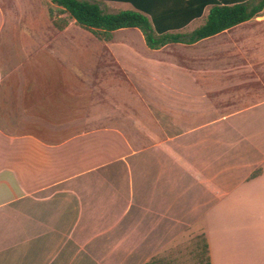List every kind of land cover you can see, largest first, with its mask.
I'll list each match as a JSON object with an SVG mask.
<instances>
[{"label":"crops","instance_id":"crops-1","mask_svg":"<svg viewBox=\"0 0 264 264\" xmlns=\"http://www.w3.org/2000/svg\"><path fill=\"white\" fill-rule=\"evenodd\" d=\"M85 1L106 14L143 13L160 32L171 34L201 27L211 9L199 16L190 0ZM32 2L0 0V58L3 42L10 41L7 26ZM69 21L65 31L80 28ZM137 30H119L112 38ZM65 31L49 41L70 43L69 52L75 46L78 50L82 39ZM133 38L123 41L137 45L117 49L134 56V72L144 64V47L143 52H151L152 77L161 84L167 79L166 95L178 100L172 112L177 115L185 106L218 105V75L247 67L255 72L259 44L264 60V11L191 45L151 50L144 36ZM2 83L0 67V88ZM215 112L211 120L139 149L117 128H95L50 142L0 125V264H146L201 235L208 240L212 264H218V217H227L233 207L247 214L251 207L264 216V100L220 118L218 108ZM243 232L236 238L247 240L248 250L251 246L253 257L247 259L264 264V225Z\"/></svg>","mask_w":264,"mask_h":264},{"label":"rangeland","instance_id":"rangeland-1","mask_svg":"<svg viewBox=\"0 0 264 264\" xmlns=\"http://www.w3.org/2000/svg\"><path fill=\"white\" fill-rule=\"evenodd\" d=\"M49 3V0H33L29 8L18 11L15 23L7 26L10 41L3 42L0 58L3 82L0 125L10 133L36 134L44 140L59 142L91 129L110 127L121 130L134 148L139 149L213 119L217 108L220 118L226 112L264 100V60L258 55L262 52L259 44L255 47L254 73L252 67H247L248 70L235 74L218 75V105L185 106L172 115L176 110L174 102L178 100L172 92V96L166 95L167 79L161 84L156 75L152 77L151 52H143L144 47L141 51L144 64L134 72V56L117 49L126 44L137 45L123 40L135 35L143 37L141 31H120L110 43L77 27L63 30L82 39L78 50L75 46L72 53L70 43L49 41L63 32L50 16ZM54 7L58 12L59 8ZM58 19L70 20L68 16ZM58 45L61 52L55 53ZM197 113L203 114V118H194V122V119L183 120ZM238 210L239 213L233 207L227 217H218V264L252 262L247 259L253 257L251 246L248 250L247 240L242 243L236 236L238 231L244 234L248 226H263L264 216L251 207L248 214ZM190 242L165 254L174 264H200L201 247Z\"/></svg>","mask_w":264,"mask_h":264},{"label":"trees","instance_id":"trees-1","mask_svg":"<svg viewBox=\"0 0 264 264\" xmlns=\"http://www.w3.org/2000/svg\"><path fill=\"white\" fill-rule=\"evenodd\" d=\"M50 16L60 31L69 26V19H58L67 14L76 24L91 32L101 41L112 40L113 33L123 29H138L142 32L147 46L151 50H159L170 44H195L202 40L214 37L240 24L260 17L264 11V0H241L230 2L227 0H190L197 6L199 16L206 7L211 6L205 24L190 33H167L160 32L153 21L140 12L123 11L117 14H106L100 6L85 0H49ZM54 6L59 8L58 12ZM261 173L257 171L253 176ZM191 244L201 247L199 253L200 264H212L210 246L205 235L194 238ZM189 243V244H190ZM189 247V246H187ZM168 254L154 257L146 264H174Z\"/></svg>","mask_w":264,"mask_h":264}]
</instances>
